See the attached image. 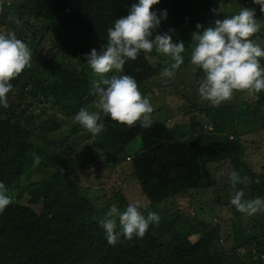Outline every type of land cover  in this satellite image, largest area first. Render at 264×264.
Listing matches in <instances>:
<instances>
[{
	"label": "trees",
	"instance_id": "16d2710c",
	"mask_svg": "<svg viewBox=\"0 0 264 264\" xmlns=\"http://www.w3.org/2000/svg\"><path fill=\"white\" fill-rule=\"evenodd\" d=\"M5 1L0 4V31L2 27L14 30L25 43L29 31L34 56L31 65L11 81L13 96L8 95L12 101L7 108L0 107V179L13 196L0 213V264H264V212L248 216L230 203L233 171L239 174L236 188L243 189L247 198L264 197V171L252 168L245 158L247 147L240 140L243 134L264 130V91L251 92L253 100L244 98L235 104L237 94L250 92L235 90L230 99L213 106L198 93L189 97L184 87L188 83V92L193 93L189 81L194 84L203 77L199 68L193 71L189 55L196 23L207 27L234 14L229 8L232 1L238 4L237 12L250 7L255 9V18L257 13L264 16L259 5L252 0H246L245 6V0H159L152 9L167 14L156 31L173 29V41H185L184 62L173 77L164 78L160 73L168 58L155 49L128 60L123 72L136 79L152 105L148 126L139 121L128 126L101 114L105 127L94 139L100 153L83 149L72 155L64 148L86 130L74 115L81 107L96 110L90 87L98 77L84 54L106 44L107 29L127 14L135 0ZM10 15L21 24L14 25ZM251 39L264 47V21ZM37 46H46L44 56L35 54ZM153 85L155 89L148 90ZM163 85L173 93L160 101L158 88ZM38 89L45 96L35 100ZM169 96L181 100L172 105ZM30 99L32 107L26 108L23 102ZM45 101L62 114L48 110ZM165 108L173 110L175 118L162 119ZM194 109L200 114L190 116ZM177 117L180 121L173 123ZM203 121L212 124L213 131H204ZM136 139L140 145L132 150ZM98 158L108 161L111 169L127 165L126 174L148 200L144 214L153 211L160 216L142 238L120 237L115 244L108 243L99 221L109 206L100 208L97 197H88L79 183L85 168ZM220 159L229 164L221 176L215 167ZM257 177L260 183L255 182ZM222 190L223 199L219 197ZM210 192L213 196L208 195V202L226 204L232 213L230 248L220 245L218 222L171 210L178 198L193 199ZM127 204L123 197L122 206ZM168 210L172 211L169 215ZM246 222L250 225L244 229ZM251 241L255 249L240 252Z\"/></svg>",
	"mask_w": 264,
	"mask_h": 264
},
{
	"label": "clouds",
	"instance_id": "9594fccd",
	"mask_svg": "<svg viewBox=\"0 0 264 264\" xmlns=\"http://www.w3.org/2000/svg\"><path fill=\"white\" fill-rule=\"evenodd\" d=\"M158 2L135 0L127 14L116 18L107 29L106 44L84 54L88 67L98 77L91 81L90 87V93L96 97V110L81 107L74 120L90 134L104 129L101 114L128 126L137 121L148 126L152 105L150 99L141 94L136 79L123 72L128 60H135L141 51L150 53L155 49L168 58L160 73L164 78L173 77L184 62L185 41H173V29L163 33L156 31L162 16L167 14L166 11L158 14L152 9ZM252 3L264 12V0H252ZM8 19L14 25L21 24L15 16L10 15ZM195 29L190 38L189 55L193 71L199 68L203 72L198 86L201 99L216 106L230 99L235 90L264 91V65L261 64L264 47L251 39L261 30L254 8L242 7L207 27L197 22ZM32 56V50L14 30L0 32V107H8L7 94L13 88L11 81L31 65ZM230 179L233 188L230 203L237 211L248 216L264 212V197L247 198L243 189H237L239 174L236 171L230 173ZM255 182L260 183L259 177ZM12 202L13 196L0 179V213ZM145 207L139 199L128 203L123 210L112 203L99 221L108 243L115 244L120 237L142 238L150 224L158 223V213L148 211L145 215Z\"/></svg>",
	"mask_w": 264,
	"mask_h": 264
},
{
	"label": "rangeland",
	"instance_id": "374dc122",
	"mask_svg": "<svg viewBox=\"0 0 264 264\" xmlns=\"http://www.w3.org/2000/svg\"><path fill=\"white\" fill-rule=\"evenodd\" d=\"M4 1L5 0H0V4ZM6 1L12 2V0H6ZM237 1L243 2V0H237ZM246 2L247 1L245 0L244 6L247 4ZM251 2L252 1H250V3ZM237 6H238L237 2L235 3L234 1H232L229 8L234 9V11L233 10L232 11L236 13ZM256 18H257L258 23L260 24L263 23L264 21L263 14L257 13ZM25 30H27V28ZM6 31L7 30L5 29V27H2L0 32H6ZM28 34H29V31H27L26 33L27 35L26 39L28 40L26 41V44L27 46L31 48L32 54H34L32 46H30V44L28 43L29 42ZM47 37L49 39L53 38V33L50 31L47 32ZM46 52H47L46 46L45 47L37 46L35 54H40L44 56ZM188 75H190L189 72H188ZM190 78L192 77L190 76ZM196 80L198 82L194 84L189 81V84L191 85V87H193V93L188 92V88H189L188 83H186L184 86V87H188L186 90L187 94L189 95V97H192V98L193 97L195 98L194 94L198 93V86L200 83V79H196ZM153 89H155L154 85L150 87L148 90H153ZM168 89H170V87L167 85H163V88L161 87L158 88V90L161 92V96L158 97V100L160 101L164 100L163 95L165 96V100H166L167 95H172L173 92ZM8 94L13 96V93H8ZM8 94H7V103H10L12 99H9ZM44 94H45L44 91L43 92L41 91L39 93V89H38L37 96L34 99L35 100L41 99L42 97L45 96ZM239 96L237 94V99H235L236 100L235 104L241 101H244V98H246L245 100H249V101L253 100V96L251 92H248L245 95L239 94ZM180 100H181L180 97H177V98H172V96L168 97V101L172 105H176ZM45 102L47 104L46 108L48 110H52L54 114L56 115L57 113L62 114L61 111L57 110V107L48 103L49 101H45ZM23 103L24 105L27 106L26 108L32 107L33 99L26 100ZM165 110L166 111L161 112L162 119L165 118L168 121L169 118H175V112L173 110L167 109V108H165ZM34 111L40 112L41 109H35ZM194 114L196 115L200 113L198 112V110H195V109H194V112L189 113L190 116H195ZM181 115H179L178 117H180ZM153 116H156V115H153ZM178 117L173 123H176V122L178 123L180 121V118ZM59 121L61 122L62 118H60ZM203 125H204L203 127L204 131H209V130L213 131L212 124L206 121H203ZM60 130H62V128ZM95 138H96V134H90L87 130H84L83 132L79 133V135L76 138L72 137V141L70 144L71 146L68 148L65 147L64 150H66V152L72 155L74 154L79 155V153H81L83 149H85V151H90V152L97 151V154H98L100 153V151H99V147L95 145L94 143ZM240 140L247 147L245 158L249 162V164L252 166V168L257 171H264V130L261 131L260 133L252 132L249 134L248 133L243 134ZM139 145H140V141L139 139H136L131 144V149L134 150L137 147H139ZM128 148H130V146ZM215 164H216L215 167H217V172H218L217 175L219 176L224 175L225 171L229 167V164L225 160H222V159L217 161ZM107 165H109L108 161L106 162L104 161V159L98 158L96 162L91 163L87 168H85L84 172H82L79 183L82 184L84 188H86L87 190L86 194L88 197H91V198L97 197L96 202L100 205V208H102L103 206H107V205L110 206V204L112 203H116L118 207L121 210H123L124 208V206H122L123 197L125 199V202H128V203L133 202L134 200H137V199H139L144 204L148 203V200L145 198V196L141 194V191L137 183L133 182L130 176L126 174L127 165L117 164L112 169L108 167ZM123 178H125L126 182L123 180ZM246 183L247 181H244L243 185H245ZM227 193H229V191H227ZM103 194L105 196H101ZM208 195L213 196V192L199 193L195 195L193 199H191L190 196H187L184 198H178L175 201V206L171 208V210L174 212L175 211L182 212L190 217L197 216L209 222H218L219 229L221 231V238L219 240L220 245H224L225 248H230L233 245V241H232L233 232L231 230L232 213L229 210L228 205L226 204L224 205L219 204V205L213 206L210 202L207 201ZM224 196H225V190H222L220 192L219 197L223 199ZM195 199H198V202ZM191 200H192V203H191ZM171 210L166 211V213L169 215L170 213H172ZM244 220H247V216H245ZM249 225H250V222H246L243 225V228L247 229ZM180 226H181L180 224L176 223V227H180ZM238 230H240V227H238ZM225 236H227L228 238H226ZM164 238L167 239V236L165 235ZM242 247L243 248H241L240 252L255 249L254 241H251L250 243L242 245Z\"/></svg>",
	"mask_w": 264,
	"mask_h": 264
}]
</instances>
